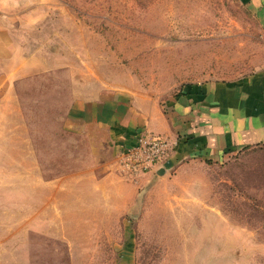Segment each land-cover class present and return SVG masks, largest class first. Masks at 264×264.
<instances>
[{
    "label": "rangeland",
    "instance_id": "obj_1",
    "mask_svg": "<svg viewBox=\"0 0 264 264\" xmlns=\"http://www.w3.org/2000/svg\"><path fill=\"white\" fill-rule=\"evenodd\" d=\"M0 38V264H264V148L136 188L70 114L264 65L238 0H0Z\"/></svg>",
    "mask_w": 264,
    "mask_h": 264
},
{
    "label": "crops",
    "instance_id": "obj_2",
    "mask_svg": "<svg viewBox=\"0 0 264 264\" xmlns=\"http://www.w3.org/2000/svg\"><path fill=\"white\" fill-rule=\"evenodd\" d=\"M238 1L264 33V0ZM1 53L0 38V56ZM70 114L73 122H87L103 131L104 153L113 158H121L124 149L143 133L171 142L164 175H158L154 168L134 179L127 176L129 184L138 188L153 178L163 179L175 163L185 158L223 161L242 152L262 150L264 65L234 80L189 85L165 100L155 101L127 90L98 100L79 99Z\"/></svg>",
    "mask_w": 264,
    "mask_h": 264
},
{
    "label": "built area",
    "instance_id": "obj_3",
    "mask_svg": "<svg viewBox=\"0 0 264 264\" xmlns=\"http://www.w3.org/2000/svg\"><path fill=\"white\" fill-rule=\"evenodd\" d=\"M171 146L167 138L144 133L138 135L135 142L121 154L124 171L131 177L152 170L166 161Z\"/></svg>",
    "mask_w": 264,
    "mask_h": 264
},
{
    "label": "water",
    "instance_id": "obj_4",
    "mask_svg": "<svg viewBox=\"0 0 264 264\" xmlns=\"http://www.w3.org/2000/svg\"><path fill=\"white\" fill-rule=\"evenodd\" d=\"M165 166H166V164L164 162V163H161V164L155 166L154 167L155 169L154 168L153 169L156 170L158 175L162 176V175H164L165 171L168 169V168H165Z\"/></svg>",
    "mask_w": 264,
    "mask_h": 264
}]
</instances>
